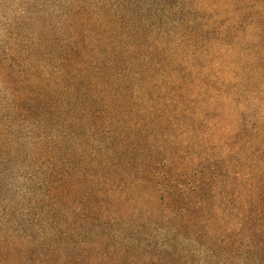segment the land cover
<instances>
[{
    "label": "trees",
    "instance_id": "obj_1",
    "mask_svg": "<svg viewBox=\"0 0 264 264\" xmlns=\"http://www.w3.org/2000/svg\"><path fill=\"white\" fill-rule=\"evenodd\" d=\"M38 1L0 36V263L19 260L22 243L38 246V264L89 258L83 245L46 244L50 226L41 237L18 227L53 225L71 197L76 219L92 225L83 211L128 190L127 179L143 196L150 187L171 223L167 237L203 247V264L263 261L264 0H232L224 21L216 0H201L199 12L189 0H57L65 9L54 24L36 18ZM23 15L35 19L24 24ZM42 25L56 35H39ZM227 105L239 108L233 127ZM11 190L28 211L12 210ZM167 250L155 260L182 259Z\"/></svg>",
    "mask_w": 264,
    "mask_h": 264
},
{
    "label": "rangeland",
    "instance_id": "obj_2",
    "mask_svg": "<svg viewBox=\"0 0 264 264\" xmlns=\"http://www.w3.org/2000/svg\"><path fill=\"white\" fill-rule=\"evenodd\" d=\"M31 1L33 3L34 0H0V36L5 32L6 24L8 25L10 23H14L18 12L22 8V5ZM56 1L57 0H54V3H47L45 2V0L38 1L35 8L40 7V3H42L43 5L41 12L35 15L36 18L41 21L43 20L44 23L50 21L53 24L54 21L60 20V13H62V11L65 9V4L57 3ZM100 1L101 0H89V3H100ZM167 1L169 2V5H171V7L175 4L174 2H176V0ZM189 1H193L191 2V10H195V12L203 10L201 6V0ZM227 3H235V1L216 0V3L214 4L215 8L212 10L215 11L219 15L218 17L220 18V20L223 21L228 18L231 19L232 16H234V14L226 6ZM204 12L206 13L207 11ZM23 16L24 24H26V22H33V20L35 19H30L27 15ZM112 20L113 18L111 17V15L105 16V21L111 22ZM43 25L42 27H36L35 29L39 35L48 37L56 35L55 32L51 31L47 27H43ZM20 26L22 27V25H17V30L19 31L23 30V28H20ZM220 47H222V45ZM44 48L46 49L47 47L44 46ZM44 48L41 47L38 54L42 52ZM48 49L56 50L57 47L51 46L48 47ZM245 59H247V65H251L252 60H249V58ZM0 92L2 93L3 90L0 89ZM225 110L227 121L230 123L231 127H233L234 125H236V113H238L239 108L227 105L225 107ZM72 115L73 112L68 111L65 112L62 117L70 119ZM22 128L23 129H21V131L23 133L21 135H25L27 133L26 128ZM83 131V129H79L77 132L79 134L83 133ZM80 135L81 134H79L78 139H76L79 144L80 142H82V140L85 139L84 136ZM23 145L25 146L27 144L24 143ZM71 145H73L72 140H67L63 144V148L70 147ZM79 147L85 148L86 146H84V144H80ZM77 153H79V151ZM21 159L22 157L19 158V163H29L28 160L23 161ZM3 167H6V165H3ZM35 169L36 168L31 166V168L28 169L29 172L24 175V179L29 176L30 171L34 173ZM13 170L16 176L17 174H20V171H17V173H15V170H17V168H13ZM21 174L23 173L21 172ZM22 181H17L15 185H20V182ZM23 183L25 185L26 181H23ZM121 183L124 188H127L126 186H128V190H121V192L117 190V192L119 193L107 197L103 196L100 198L99 205H97L95 208H92L91 211L89 210L90 208H87L83 211L86 216H89L90 222L92 221V225H90L88 221L86 222L87 224H84L76 219L74 214L75 212L80 211L79 207L81 206L77 207V200L71 197V200L69 201L65 198L59 201L61 206L64 208V215H66L62 217L55 216L54 220L56 222H54L53 225L52 222L51 225L42 223V231H39L34 223H32V225H30L29 227L19 225L18 233L21 234V232H25L26 235L32 234L34 236L38 235L39 237H41V235L44 233V229L46 227L49 228L50 226L52 230L54 229L53 235H48L45 237V243L50 244V247H58L59 249H62L64 245L67 246V249L69 247H82V245L86 247L89 258H82L81 256L77 258L76 253L71 252V257L73 258L71 261H68L66 257L62 258V261H68L67 264H165L167 263L165 261V258L163 259V261L157 262L155 260V257L156 259H158L157 254L166 257L164 251H168L167 249H171L172 246L176 247L184 258L182 257L181 260H178L179 257L173 258L169 261L171 264H181V262L184 260L185 264H203V247L197 244H191L188 242V240L181 239H177V243H172V241H170V239L167 237L166 231L168 225L171 223L168 221L167 217H165L167 216V213L163 211L164 207L159 206L158 202H156L153 193H151L150 187H147V191L150 194L148 195L149 197H147L137 192L140 189V185H135L136 183L132 182L130 179H127ZM12 192V190L9 191L6 196L9 197L13 194ZM20 196L16 198H12L14 196H10V198L12 199V204L11 202L9 203L12 207V210H15L16 212L18 210L24 213L28 210L24 207L25 203L19 200ZM90 203L93 204L92 201H90ZM39 212L40 210L38 209V207H35L32 210L30 209L29 217H33L32 221L39 220L38 218L41 216ZM68 213H73V217L69 216V219H67L66 216ZM46 214L47 213H45L44 215ZM47 216L48 218H50L52 214L48 213ZM54 241H57L58 244H55ZM89 242L93 244L89 246ZM22 244L24 245H18L17 247L20 253L24 252V254H22V257L20 256L19 260L10 261L6 264H20V262H25L27 264V258L29 256H31V259H33V261H30L29 263L32 262V264H38V261H34V258L37 255L38 246H36L35 243H33V245H30V243ZM87 251L85 255H87ZM258 255H260L261 260L263 261L251 262V260L246 264H264V252H261ZM148 257H153V259H150ZM153 261H155L156 263ZM56 263H61L60 259H57ZM0 264L5 263L1 262ZM221 264L244 263H242V261L237 262L235 259L232 260L229 258L227 261Z\"/></svg>",
    "mask_w": 264,
    "mask_h": 264
}]
</instances>
